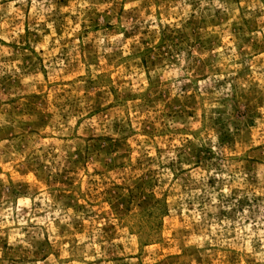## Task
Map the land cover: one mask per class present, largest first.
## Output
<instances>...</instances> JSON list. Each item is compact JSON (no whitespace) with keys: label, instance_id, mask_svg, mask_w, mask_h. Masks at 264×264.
Returning <instances> with one entry per match:
<instances>
[{"label":"rangeland","instance_id":"374dc122","mask_svg":"<svg viewBox=\"0 0 264 264\" xmlns=\"http://www.w3.org/2000/svg\"><path fill=\"white\" fill-rule=\"evenodd\" d=\"M0 264H264V0H0Z\"/></svg>","mask_w":264,"mask_h":264}]
</instances>
